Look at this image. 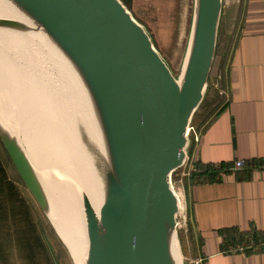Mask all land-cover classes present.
<instances>
[{
  "label": "water",
  "instance_id": "1",
  "mask_svg": "<svg viewBox=\"0 0 264 264\" xmlns=\"http://www.w3.org/2000/svg\"><path fill=\"white\" fill-rule=\"evenodd\" d=\"M6 1L27 23L0 17V28L41 30L54 51L36 44L52 52L69 83L84 93L102 143L98 211L86 194L81 197L83 264H183L171 177L185 163L187 128L204 97L223 0H193L177 77L120 0ZM0 140L49 219L46 195L24 148L1 124ZM81 141L94 152L88 136Z\"/></svg>",
  "mask_w": 264,
  "mask_h": 264
},
{
  "label": "crops",
  "instance_id": "2",
  "mask_svg": "<svg viewBox=\"0 0 264 264\" xmlns=\"http://www.w3.org/2000/svg\"><path fill=\"white\" fill-rule=\"evenodd\" d=\"M238 9V24L225 30L234 33L233 44L221 42L210 75L208 93L216 108L205 121L198 118L199 141L186 148L190 173L196 162L232 163L218 182L181 179L193 238L187 248L190 263L264 264V252H224L217 233L250 225L264 231V0H239ZM7 155L0 141V264H68L66 249L59 253L52 244L62 246L50 226L51 240L46 238L36 201L10 173ZM238 160L252 166L236 169Z\"/></svg>",
  "mask_w": 264,
  "mask_h": 264
},
{
  "label": "bare ground",
  "instance_id": "3",
  "mask_svg": "<svg viewBox=\"0 0 264 264\" xmlns=\"http://www.w3.org/2000/svg\"><path fill=\"white\" fill-rule=\"evenodd\" d=\"M0 17L27 23V20L6 0H0ZM28 25H30V23ZM26 34L11 29L0 28V47H2L0 48V65L4 55V58L7 59L6 62L9 63L11 67L15 68L18 73L23 72L24 79H26V73H33L32 76L28 77L34 80L32 84L35 91L36 87H40L39 89L44 90L43 93H66L64 95V101L67 107L66 119L62 126L58 127L56 125L57 128L53 130V135H49L40 129H38L39 133L36 130L31 134L30 129L34 127L32 126V121L30 124L28 116L24 114L25 111L17 106L19 96L16 93H5L9 100L16 106L17 122H20V126L24 123L23 116L28 118L25 119L29 122L28 126L25 123L28 128L27 131H25L26 127H24L25 130L22 129L21 131L26 132L23 133L26 134L25 136L30 143L29 141L27 142L30 145L25 148L17 131L12 127L14 123H17L15 113L13 111L12 115L10 114L3 99H0V124L7 129L24 148L46 195L48 201L47 213L52 225L66 245L74 263L83 264L87 248V236L81 197L82 194H86L93 209L98 211L102 202V188L100 182V166L102 156H104L102 143L96 125L93 122L90 105L86 103L84 93H82L78 87L76 89L72 81L70 82L72 91L67 90L65 86L64 90L59 83L57 84L55 79L56 85H52L51 79L42 72L43 68L40 69L39 66L37 72L36 70H32L31 64L33 62L31 54L36 51V43L41 42L47 45L52 51H54V47L48 42L46 36L39 29L38 32ZM8 49L11 51H8ZM4 51H8L10 56H15L17 63L15 64L9 60ZM35 66L37 65L35 64ZM44 66L47 72L46 63ZM36 75H38V77H36ZM65 76L69 80L66 74ZM44 87L49 92H47ZM78 125L84 130L79 132V134L77 132ZM80 127H78L79 130ZM82 135L85 137L88 136L94 152L90 151L82 143ZM32 148L38 151V155H45L48 167L50 166L49 169L52 172L49 173L50 179L46 180L41 177V171L38 168L39 163L30 154ZM175 193L178 197V213L183 216V222L185 208L184 196L180 190H175Z\"/></svg>",
  "mask_w": 264,
  "mask_h": 264
},
{
  "label": "rangeland",
  "instance_id": "4",
  "mask_svg": "<svg viewBox=\"0 0 264 264\" xmlns=\"http://www.w3.org/2000/svg\"><path fill=\"white\" fill-rule=\"evenodd\" d=\"M151 1L154 4L153 7H149V6L146 7L144 4H140V3L132 4V7L130 9H128L126 6L125 7L130 12L132 17L144 27L145 31L148 33L151 39L154 48L158 51L162 59L165 61L172 74L177 77L180 73V69L182 66L183 57L185 53V48L188 40L189 27H190L192 8H193V0H151ZM158 5L162 7V9L159 10V12H157ZM238 5H239V0H223L222 2V10L218 25L215 55L216 52L219 53L221 50L222 47L221 42H224L223 46L225 47L230 42H232L233 44L234 33H230V34L225 33V30L228 28L227 26H231L233 24L234 27H236V25L238 24V20H239ZM171 10L174 13L172 17H170ZM36 46H37L35 47L36 51H34V53L31 54V58L33 62L31 64L32 70L34 71L36 70L37 72V68L38 69L39 67L40 69L43 68L42 72L46 74L48 78L51 79L52 85H56L57 82V84L59 83L64 90L66 87L67 90L72 91L69 80L63 73L55 57L51 54L52 52L50 53L49 51L46 50L45 47H42L40 44ZM9 50L10 49H8V51ZM8 51H4L7 54L8 59L16 64L17 59H15V56L13 55L10 56ZM4 57L5 56L3 55L2 63L0 65V70H1L0 99L4 100V102L6 103V107L8 108V111L10 112L11 115L14 111L17 122L18 120H17L16 106L12 103L11 100H9V98L5 94V93H16L19 96L17 106L21 108L23 111H25L27 114H29L27 115L24 112V114L28 116L29 119L27 117L26 118L29 120L30 124L32 121V126L34 128L30 129L31 134H33L36 130L38 131V129H40L45 133H48L49 135H53V130L57 128L56 125L58 127L62 126L64 120L66 119L67 107H66V102L64 101L65 99L64 95L66 93H50L45 87H44L45 90L49 93H43L44 90L39 89L40 87H36V91H35L34 86L32 84L34 80L31 77H28V76H32L33 73L31 74L26 73L25 76L26 79H24L23 72L18 73L15 68L11 67L9 63L6 62L7 59ZM214 60H215V56H214ZM45 63L47 67V72L44 66ZM35 64L37 66H35ZM211 71L204 92V97H203L204 100H202L198 108L195 110L191 119V123L196 127H198L201 124L198 118L203 117L202 119H204L205 121L211 116L214 109L216 108L211 106V103L215 99L214 95H210L211 93H208ZM36 77H38V75H36ZM54 79L56 82L54 81ZM66 80L68 85L66 84ZM26 118L25 116H23V120H24L23 123L24 126L22 125L23 127L20 126L19 124L20 122L14 123L12 126L17 131V134L24 143L25 148L30 145L27 142L29 140L26 138L25 136L26 134H24L26 133L25 131H27L28 129L26 127V124L27 126L29 124L28 120H25ZM24 127H26V130ZM22 129L25 131H21ZM37 152L38 151L35 148H32V152L30 154L39 163L38 168L41 171L40 174L41 177L46 180L50 179L49 173L52 172L49 169L50 166L48 167V164L45 159V155H42L44 156L42 157L40 154L38 155ZM184 168L185 167L183 166L179 168L177 171H174L173 173L172 184L175 187V190L181 191L180 189L181 182L178 181V177H179L178 174ZM54 182L56 183L55 178H54ZM30 196L32 197L31 198L32 202L35 203L34 202L35 199L31 195V193ZM74 198H75V190H74ZM36 207H37V215L39 216V219L43 221V226L45 227L44 231L46 238L48 240H51L48 226H50L53 230L54 228L51 222L49 221V219L47 218V216L39 207L37 202H36ZM184 214L187 220L188 217L186 215V209L184 211ZM177 231H178V243L182 255L183 264H196V260L198 259L196 260L192 259L193 261H191L190 263L189 255L187 254V248L189 246V243H192L193 238L187 235L188 231L187 233L183 229H177ZM54 234L62 245L58 247V244L52 243L55 249H57L58 252L62 254H63V248L66 249L67 258L65 260L67 261L68 264H75L67 248L65 247L64 243L60 240V238L56 233Z\"/></svg>",
  "mask_w": 264,
  "mask_h": 264
},
{
  "label": "trees",
  "instance_id": "5",
  "mask_svg": "<svg viewBox=\"0 0 264 264\" xmlns=\"http://www.w3.org/2000/svg\"><path fill=\"white\" fill-rule=\"evenodd\" d=\"M121 2L128 9H130L132 7V4L134 3L144 4L146 7L154 6L151 0H121ZM161 9L162 7L158 5L157 12H159V10ZM172 15H174V13L171 10L170 17H172ZM7 158L9 162V168L11 171L10 173L17 179L18 182L24 185L9 155H7ZM252 164L255 166V163ZM245 166H252V165L247 163L245 164ZM194 168L195 170L191 171V173L187 176V181L190 184L192 183L196 184L201 182H218L221 179V174L230 173V169L232 168V163L203 164L201 162H196L194 164ZM173 173H172V179H173ZM186 212H187V216L189 217V211L187 210ZM217 233L222 238V250L226 253L242 252L245 255H250L252 253L264 252V231L258 230L253 225H250L249 229L245 231L240 230L236 226L220 228L217 230ZM188 235L190 237L192 236L189 227H188Z\"/></svg>",
  "mask_w": 264,
  "mask_h": 264
},
{
  "label": "built area",
  "instance_id": "6",
  "mask_svg": "<svg viewBox=\"0 0 264 264\" xmlns=\"http://www.w3.org/2000/svg\"><path fill=\"white\" fill-rule=\"evenodd\" d=\"M187 135H188V144L191 141H193L194 143H197L199 141V133H198L197 129L195 128V126L191 122H190V124H189V126L187 128ZM186 163H187V155H186L185 163L183 164L184 167L186 166ZM244 165H245L244 161H241V160H238V161H236L234 163V167L236 169H239V168L243 167ZM183 166H181V167H183ZM178 169H176L175 171H177ZM189 174H190V172L188 170H186L185 168L182 169L181 172L178 174L179 175L178 181L181 182V179H183L184 177L188 176ZM172 186H173V184H172ZM173 188H174V186H173ZM184 211H185V208H184ZM182 219H183V216L181 214L177 213V216H176V227H177V229L185 230V232L187 233L188 228H187V220H186L185 214H184L183 222H182ZM199 262H200V259L196 260V264H198Z\"/></svg>",
  "mask_w": 264,
  "mask_h": 264
}]
</instances>
